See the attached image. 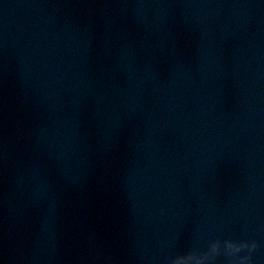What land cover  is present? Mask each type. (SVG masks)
<instances>
[{
    "label": "water",
    "instance_id": "95a60500",
    "mask_svg": "<svg viewBox=\"0 0 264 264\" xmlns=\"http://www.w3.org/2000/svg\"><path fill=\"white\" fill-rule=\"evenodd\" d=\"M0 264H264V0H0Z\"/></svg>",
    "mask_w": 264,
    "mask_h": 264
}]
</instances>
